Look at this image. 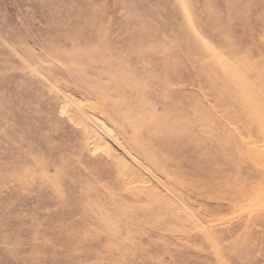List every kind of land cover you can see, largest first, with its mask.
<instances>
[{"label": "rangeland", "instance_id": "obj_1", "mask_svg": "<svg viewBox=\"0 0 264 264\" xmlns=\"http://www.w3.org/2000/svg\"><path fill=\"white\" fill-rule=\"evenodd\" d=\"M0 264H264V0H0Z\"/></svg>", "mask_w": 264, "mask_h": 264}]
</instances>
